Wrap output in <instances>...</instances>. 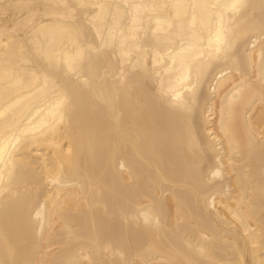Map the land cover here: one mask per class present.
Wrapping results in <instances>:
<instances>
[{
	"label": "bare ground",
	"instance_id": "6f19581e",
	"mask_svg": "<svg viewBox=\"0 0 264 264\" xmlns=\"http://www.w3.org/2000/svg\"><path fill=\"white\" fill-rule=\"evenodd\" d=\"M0 264H264V0H0Z\"/></svg>",
	"mask_w": 264,
	"mask_h": 264
}]
</instances>
